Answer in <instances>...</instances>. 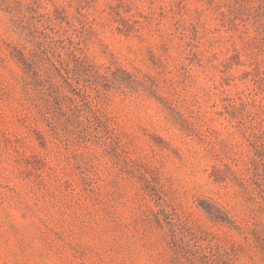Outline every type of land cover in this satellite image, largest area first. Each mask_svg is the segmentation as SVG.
Returning <instances> with one entry per match:
<instances>
[{
  "label": "rangeland",
  "instance_id": "obj_1",
  "mask_svg": "<svg viewBox=\"0 0 264 264\" xmlns=\"http://www.w3.org/2000/svg\"><path fill=\"white\" fill-rule=\"evenodd\" d=\"M0 264H264V0H0Z\"/></svg>",
  "mask_w": 264,
  "mask_h": 264
}]
</instances>
